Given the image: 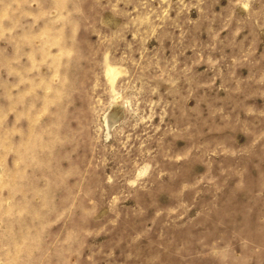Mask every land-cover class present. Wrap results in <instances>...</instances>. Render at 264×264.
<instances>
[{
  "label": "rangeland",
  "instance_id": "1",
  "mask_svg": "<svg viewBox=\"0 0 264 264\" xmlns=\"http://www.w3.org/2000/svg\"><path fill=\"white\" fill-rule=\"evenodd\" d=\"M0 264H264V0H0Z\"/></svg>",
  "mask_w": 264,
  "mask_h": 264
}]
</instances>
